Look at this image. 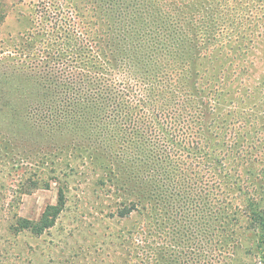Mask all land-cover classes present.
Returning <instances> with one entry per match:
<instances>
[{
	"label": "rangeland",
	"instance_id": "obj_1",
	"mask_svg": "<svg viewBox=\"0 0 264 264\" xmlns=\"http://www.w3.org/2000/svg\"><path fill=\"white\" fill-rule=\"evenodd\" d=\"M1 1L0 264H264V0H215L223 16V42L215 34L198 47L223 48L216 74L228 61L218 78L225 80L223 91L230 97L224 111L213 86L202 94L218 109L211 134L198 145L212 159L180 162L191 167L185 184L200 189L178 193L176 213L186 206L191 222L179 220L176 227L169 209L155 203L120 216L137 201L133 180L117 170L119 164L131 166L126 156L113 162L97 159L95 152L45 147L34 150L30 160L15 156L48 140L35 137L37 129L30 125L19 132L20 124L4 113L13 104L35 102L45 71L71 67L66 49L74 41L84 38L93 48L102 7L111 0ZM37 100L41 108L50 105L42 95ZM27 129L33 142L19 135ZM61 187L64 206L54 226L39 235L23 229L19 220L37 221L58 204Z\"/></svg>",
	"mask_w": 264,
	"mask_h": 264
},
{
	"label": "trees",
	"instance_id": "obj_2",
	"mask_svg": "<svg viewBox=\"0 0 264 264\" xmlns=\"http://www.w3.org/2000/svg\"><path fill=\"white\" fill-rule=\"evenodd\" d=\"M218 3L215 0L105 2L101 28L94 30L97 34L93 48L84 38L74 41L66 49L71 67L64 72L63 68L45 71L43 83L39 81L33 94L35 102L30 106L13 104L4 113L15 126L20 124L19 132L30 125L37 129L35 137L45 136L48 140L44 146L37 143L29 150L23 148L29 153L27 157L26 152L15 156L30 160L34 150L44 147L51 151H89L91 156L95 152L99 154L97 159L105 157L113 162L126 156L131 166L119 164L117 170H123L124 179L129 175L133 180L131 191L137 201L120 211V216L147 210L149 204L155 203L169 209L167 215L173 227L179 220L190 221L185 217L186 206L178 214L176 210L180 208L174 202L179 192L188 189L196 192L200 185L185 184L191 167H182L180 162L202 163L212 159L209 151L198 147L211 134L213 115L218 110L213 109L209 96L207 99L202 96L205 88L213 86L210 91L216 94L224 111L230 97L223 91L225 80L218 78L229 67L223 56L222 72L216 74L223 48L204 51L198 47L210 35L217 34L214 37L223 42V16ZM4 19L5 5L0 0V26ZM218 85L220 88L216 89ZM41 95L47 99L42 102L49 106L41 108L37 100ZM154 127L157 133L152 132ZM28 131L19 135L22 140L33 142V134ZM50 141L53 142L47 144ZM192 144L197 147L192 148ZM63 206L61 187L58 204L47 207L37 221L19 220L21 227L42 234L54 226ZM187 216L191 217L189 213Z\"/></svg>",
	"mask_w": 264,
	"mask_h": 264
}]
</instances>
